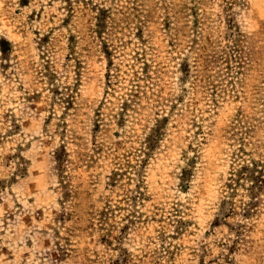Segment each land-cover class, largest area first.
Instances as JSON below:
<instances>
[{"label": "rangeland", "instance_id": "obj_1", "mask_svg": "<svg viewBox=\"0 0 264 264\" xmlns=\"http://www.w3.org/2000/svg\"><path fill=\"white\" fill-rule=\"evenodd\" d=\"M0 264H264V0H0Z\"/></svg>", "mask_w": 264, "mask_h": 264}]
</instances>
